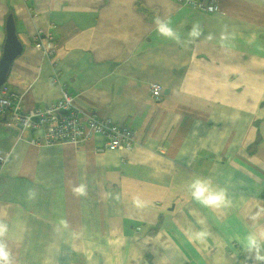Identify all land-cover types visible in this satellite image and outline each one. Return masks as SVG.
I'll list each match as a JSON object with an SVG mask.
<instances>
[{"label": "crops", "instance_id": "1", "mask_svg": "<svg viewBox=\"0 0 264 264\" xmlns=\"http://www.w3.org/2000/svg\"><path fill=\"white\" fill-rule=\"evenodd\" d=\"M218 2L203 12L179 0H0V56L10 13L23 44L5 83L23 111L65 88L137 130L132 149L99 151L101 137L35 144L39 130L0 122L12 264H252L238 236L264 231V0ZM156 17L171 18L181 43L157 35ZM225 30L235 39L221 43ZM37 41L55 49V66ZM194 175L228 189L231 204L192 201ZM81 183L84 196L72 190Z\"/></svg>", "mask_w": 264, "mask_h": 264}, {"label": "built area", "instance_id": "2", "mask_svg": "<svg viewBox=\"0 0 264 264\" xmlns=\"http://www.w3.org/2000/svg\"><path fill=\"white\" fill-rule=\"evenodd\" d=\"M203 12H218V0H179ZM36 46L49 56L53 66L55 49L49 43L36 42ZM59 99L44 108H31L23 111L21 98L23 93L10 92L5 84L0 88V121L8 114L22 129L39 130L28 140L32 143H73L81 145L91 138H103V145L98 150L132 149L136 144L137 130L124 124L113 122L110 118L100 116L96 111L85 110L65 88L61 89ZM161 87L158 83L150 84L151 95L160 99ZM37 118V120H36ZM6 153L0 155V163L7 160Z\"/></svg>", "mask_w": 264, "mask_h": 264}, {"label": "clouds", "instance_id": "3", "mask_svg": "<svg viewBox=\"0 0 264 264\" xmlns=\"http://www.w3.org/2000/svg\"><path fill=\"white\" fill-rule=\"evenodd\" d=\"M155 32L158 36L181 43L182 37L179 31L173 27L171 18L156 17L154 20ZM202 34L200 24L194 23L188 32L190 40L198 39ZM211 39V37H209ZM235 39V33H229L227 30L221 33V43ZM188 192L192 201L205 208H221L228 207L231 204L228 189L214 185L210 177L194 175L188 183ZM73 192L79 196L87 194V186L83 183L74 185ZM37 192L34 189L27 191L28 199H35ZM199 224H204L203 218H198ZM9 226L6 222L0 221V264H12V251L8 242ZM187 234V233H186ZM206 233L204 230L192 233L189 239L203 240ZM239 242L243 249L249 254L252 264H264V231L249 229L245 233L238 236Z\"/></svg>", "mask_w": 264, "mask_h": 264}, {"label": "water", "instance_id": "4", "mask_svg": "<svg viewBox=\"0 0 264 264\" xmlns=\"http://www.w3.org/2000/svg\"><path fill=\"white\" fill-rule=\"evenodd\" d=\"M5 35V42L0 56V88L7 82L13 61L23 50V44L18 37L16 23L12 13L7 17Z\"/></svg>", "mask_w": 264, "mask_h": 264}, {"label": "rangeland", "instance_id": "5", "mask_svg": "<svg viewBox=\"0 0 264 264\" xmlns=\"http://www.w3.org/2000/svg\"><path fill=\"white\" fill-rule=\"evenodd\" d=\"M149 90H150V88H149ZM9 121H14L10 114H8V116L0 122H9Z\"/></svg>", "mask_w": 264, "mask_h": 264}, {"label": "trees", "instance_id": "6", "mask_svg": "<svg viewBox=\"0 0 264 264\" xmlns=\"http://www.w3.org/2000/svg\"><path fill=\"white\" fill-rule=\"evenodd\" d=\"M256 143H258V139H257V142ZM261 196L264 198V188H263V190L261 191ZM241 257H248L246 254L245 255H243V256H241Z\"/></svg>", "mask_w": 264, "mask_h": 264}]
</instances>
